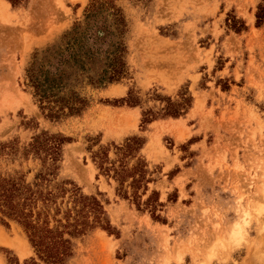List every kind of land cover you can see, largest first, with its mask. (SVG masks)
Listing matches in <instances>:
<instances>
[{
  "label": "rangeland",
  "instance_id": "374dc122",
  "mask_svg": "<svg viewBox=\"0 0 264 264\" xmlns=\"http://www.w3.org/2000/svg\"><path fill=\"white\" fill-rule=\"evenodd\" d=\"M2 182L0 264H264V0H0Z\"/></svg>",
  "mask_w": 264,
  "mask_h": 264
},
{
  "label": "trees",
  "instance_id": "16d2710c",
  "mask_svg": "<svg viewBox=\"0 0 264 264\" xmlns=\"http://www.w3.org/2000/svg\"><path fill=\"white\" fill-rule=\"evenodd\" d=\"M32 80L41 99L47 97L46 92L48 90H52L57 86L55 78L49 75H45L42 81L36 78ZM37 198H40L44 205L42 209L34 211L33 204ZM51 201H55V194L50 190L45 192L41 189L31 188L23 190L15 183H0V211L7 216L16 218L22 224L28 234L30 243L36 251H40L44 255L45 259L59 262L65 250L66 240L58 235L57 229L47 225L46 213L43 216L41 215ZM84 203L82 202V205ZM89 203H91V207L94 203L96 206L98 205L96 202ZM65 216H68V211ZM74 220V230L78 231L77 225H83L86 219L80 210H76ZM57 221L61 222L60 219H57ZM69 223L71 222H66V224Z\"/></svg>",
  "mask_w": 264,
  "mask_h": 264
}]
</instances>
